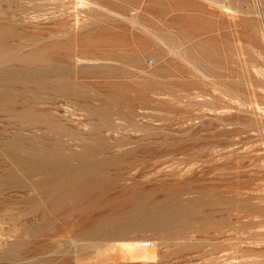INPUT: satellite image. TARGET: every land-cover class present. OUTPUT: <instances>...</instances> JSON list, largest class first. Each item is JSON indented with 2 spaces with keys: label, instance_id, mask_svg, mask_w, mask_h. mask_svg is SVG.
Returning <instances> with one entry per match:
<instances>
[{
  "label": "rangeland",
  "instance_id": "obj_1",
  "mask_svg": "<svg viewBox=\"0 0 264 264\" xmlns=\"http://www.w3.org/2000/svg\"><path fill=\"white\" fill-rule=\"evenodd\" d=\"M194 247L264 264V0H0V264Z\"/></svg>",
  "mask_w": 264,
  "mask_h": 264
},
{
  "label": "bare ground",
  "instance_id": "obj_2",
  "mask_svg": "<svg viewBox=\"0 0 264 264\" xmlns=\"http://www.w3.org/2000/svg\"><path fill=\"white\" fill-rule=\"evenodd\" d=\"M33 1V0H32ZM39 1V0H38ZM175 216V215H174ZM180 216V215H179ZM184 227V226H183ZM193 227V226H192ZM187 228V227H186ZM200 228H203V227H200ZM200 228L199 229H197L196 231H200ZM204 228H206V227H204ZM181 229V228H180ZM185 229V228H184ZM183 229V230H184ZM189 229V228H188ZM223 229V228H222ZM190 230V229H189ZM203 230V229H202ZM220 230V229H219ZM229 230V229H228ZM231 230V229H230ZM172 231V230H171ZM174 231V230H173ZM212 231V230H211ZM177 232V231H176ZM235 232V231H234ZM169 233H171V232H169ZM196 233V232H195ZM217 233V232H216ZM222 233V234H221ZM226 233V232H225ZM233 233V232H232ZM162 234H164V233H162ZM161 234V235H162ZM167 234V233H166ZM184 233H182V235H183ZM185 234H188V233H185ZM194 234V233H193ZM203 234V233H202ZM211 234V233H210ZM168 235V234H167ZM172 235V234H171ZM175 235V234H174ZM177 235V234H176ZM175 235V236H176ZM181 235V236H182ZM191 235V234H190ZM189 235V236H190ZM229 235V234H228ZM234 235V234H233ZM170 235H168V237H169ZM178 236V235H177ZM218 236L219 237H223L224 236V234H223V232H218ZM160 237V236H159ZM199 236H198V234H194L193 236H191L190 237V239H192V241L194 240V241H196L197 239H199L198 238ZM212 237V236H211ZM225 237V236H224ZM235 237V236H234ZM238 237V236H237ZM161 238H162V236H161ZM170 238V237H169ZM189 238V237H188ZM218 238V237H217ZM226 238V237H225ZM164 239V238H163ZM162 239V240H163ZM181 239V238H180ZM205 239V238H204ZM224 239V238H223ZM222 239V240H223ZM229 240H230V238H228ZM160 240V239H159ZM188 240V239H187ZM186 240V241H187ZM203 240V239H202ZM217 240V239H216ZM225 240V239H224ZM232 240H234V239H232ZM198 241V240H197ZM205 241H206V239H205ZM209 240H207V242H208ZM229 242V241H228ZM228 242H225V243H227L228 244ZM197 243V242H196ZM200 243H201V240H200ZM223 243V242H222ZM232 243V242H231ZM230 243V244H231ZM234 243V242H233ZM233 243H232V245H233ZM236 243V242H235ZM217 244V243H216ZM203 245H205V246H207L206 244H204L203 243ZM219 245H221V244H219ZM237 245V244H236ZM194 246V245H193ZM193 246H191V247H193ZM210 246V245H209ZM208 246V247H209ZM223 246V245H222ZM229 246V245H228ZM227 245H225V247L226 248H224L220 253H223V252H227L228 251V247ZM238 246V245H237ZM197 247V246H196ZM196 247H194V248H192V249H189V250H187V252L184 254L185 256H183V255H180V256H177V264H190L191 263V261H193L191 258L190 259H186L188 256H191V253H193V252H195V251H197V248ZM200 247V246H199ZM202 248H204L203 246H201ZM216 247H217V245H216ZM231 248H232V246H230ZM233 247H235V245L233 246ZM241 247V246H240ZM188 249V248H187ZM205 249V248H204ZM234 249H236V247L234 248ZM203 250V249H202ZM201 250V252L203 253V251ZM207 250V249H206ZM216 250V249H215ZM186 251V250H185ZM200 251V250H199ZM156 252V251H155ZM210 252V251H209ZM209 252H207V253H209ZM213 252V251H212ZM211 252V253H212ZM232 252H234V251H232ZM236 252V251H235ZM216 253V252H215ZM230 253H231V250H230ZM197 254H199V253H197ZM196 254V255H197ZM234 254V253H233ZM200 255V254H199ZM203 255H205V254H203ZM224 255V254H223ZM226 255V254H225ZM232 255V254H231ZM218 256V255H217ZM221 256V255H220ZM199 257V256H198ZM201 257V256H200ZM216 257V256H215ZM205 258V257H204ZM221 258V257H220ZM176 259V258H175ZM194 259V258H193ZM213 259V258H212ZM173 260V259H172ZM196 260V259H195ZM207 260V259H206ZM214 260V259H213ZM202 261H205V259L204 260H202ZM210 261H211V259H210ZM199 262H201V261H199ZM197 263V262H196ZM207 263V262H206ZM208 263H209V260H208ZM207 263V264H208ZM211 263V262H210ZM156 264V263H155ZM194 264V263H193Z\"/></svg>",
  "mask_w": 264,
  "mask_h": 264
}]
</instances>
